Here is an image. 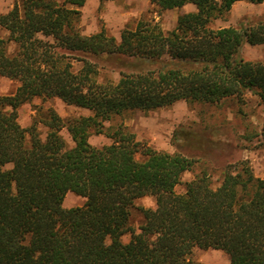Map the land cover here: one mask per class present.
<instances>
[{"label":"trees","instance_id":"trees-1","mask_svg":"<svg viewBox=\"0 0 264 264\" xmlns=\"http://www.w3.org/2000/svg\"><path fill=\"white\" fill-rule=\"evenodd\" d=\"M236 1L151 0L159 10L193 3L197 11L179 15L170 31L141 18L119 39L105 28L80 31L86 0H20L0 13L8 31L0 37V76L19 82L14 93L0 95V264H194L197 248L223 250L230 264H264V178L246 161L226 169L218 186L203 172L177 192L194 160L154 149L123 123H111L127 110L243 101L247 91L264 104V61L240 56L243 44H264V20L209 26ZM103 56L128 57L135 69L98 81L92 57ZM34 97L91 113L64 118L48 108L24 127L18 108ZM92 132L110 143L91 144ZM69 191L84 204L64 207ZM146 195L155 206L140 208L136 231L131 211Z\"/></svg>","mask_w":264,"mask_h":264},{"label":"rangeland","instance_id":"rangeland-1","mask_svg":"<svg viewBox=\"0 0 264 264\" xmlns=\"http://www.w3.org/2000/svg\"><path fill=\"white\" fill-rule=\"evenodd\" d=\"M20 0H0V13L5 14L12 9L15 2ZM158 17V20L154 17ZM158 6L148 3V0H96L90 2L86 11L81 13L77 25L84 33L96 32L102 28L114 36H120L124 28H135L139 19H153L158 23L165 20L159 17ZM161 14V13H160ZM171 20L167 17V21ZM264 20V3H237L220 17L211 20L209 26L219 28L223 26L244 27ZM8 31L0 27V37L6 38ZM15 46L9 43V51ZM240 56L247 59L264 61V44H243ZM98 64V81L118 80L121 72L135 69L128 57H92ZM160 65L155 62L152 67ZM75 68L81 66L75 62ZM19 82L5 76H0V95L14 93ZM243 101L237 98H225L217 103L200 101L188 102L179 100L174 104L155 110L143 111L139 109L127 110L116 115L112 124L123 123L136 134V138L154 149L178 152L194 160L192 168L182 175L181 183L176 186L177 192L185 190L186 182L196 175L206 172L213 186H218L223 174L230 166H236L246 161L254 174L264 178V104L257 95L247 91ZM48 108H53L64 118L88 115L90 110L64 103L59 98L34 97L31 101L18 108V120L24 127L30 126L35 119ZM109 123H107L108 125ZM38 130L42 138L46 135V128L39 123ZM61 134L67 146L74 142L64 128ZM89 141L95 146L110 143L104 134L92 132ZM85 198L69 191L65 195L63 205L70 208L81 206ZM155 197L146 195L138 198L131 211L130 226L136 231L143 221L141 207H154ZM130 233L122 236L127 242ZM194 264H228L229 255L223 250L214 248H197L190 255Z\"/></svg>","mask_w":264,"mask_h":264},{"label":"crops","instance_id":"crops-1","mask_svg":"<svg viewBox=\"0 0 264 264\" xmlns=\"http://www.w3.org/2000/svg\"><path fill=\"white\" fill-rule=\"evenodd\" d=\"M96 0H86V2H85V4L80 8V10H81V13L83 12H85L86 11V8L87 7H89V5H90V2H95ZM242 2H249V1H246V0H239V1H236L234 4H233V6L234 5H236L237 3H242ZM148 3L149 4H151V5H153V6H157V5H155L154 3H152L151 2V0H148ZM250 3H252V2H250ZM261 3H264V1L263 2H261ZM257 4H260V3H257ZM232 6V7H233ZM232 9V8H231ZM11 10V9H10ZM9 10V11H10ZM160 11V13H159V17L160 16H162V17H165V20L164 21H161V23H159L160 25H161V27H162V29L164 30V31H170V30H173L175 27H176V25H177V20H178V17H179V15H181V14H184V13H189V12H196L197 11V7H196V5L195 4H193V3H186L185 5H183V6H181V7H175V8H170V9H166V10H159ZM230 11V10H229ZM156 14L157 13H155V15H154V17L158 20V17H156ZM80 16H81V14H80ZM167 17H170L171 18V20H169V21H167ZM80 19V18H79ZM154 19V18H153ZM157 22V21H156ZM79 27V26H78ZM80 29V28H79ZM101 30V29H100ZM83 34H85V35H90V34H93V33H95V32H92V33H84L82 30H80ZM99 31V30H98ZM98 31H96V32H98ZM111 35V34H110ZM120 35H121V32H120ZM114 36V35H113ZM117 39H119L120 38V36H115ZM248 44V43H247ZM249 45H251V44H249ZM215 250H217V249H215ZM218 250H220V249H218ZM228 264H230V262L228 263Z\"/></svg>","mask_w":264,"mask_h":264}]
</instances>
